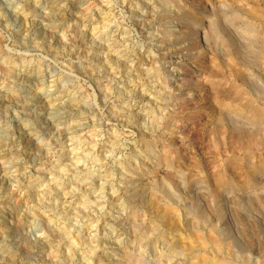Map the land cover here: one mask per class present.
<instances>
[{"label":"rangeland","instance_id":"obj_1","mask_svg":"<svg viewBox=\"0 0 264 264\" xmlns=\"http://www.w3.org/2000/svg\"><path fill=\"white\" fill-rule=\"evenodd\" d=\"M0 10V264H264V0Z\"/></svg>","mask_w":264,"mask_h":264},{"label":"bare ground","instance_id":"obj_2","mask_svg":"<svg viewBox=\"0 0 264 264\" xmlns=\"http://www.w3.org/2000/svg\"><path fill=\"white\" fill-rule=\"evenodd\" d=\"M160 1H161V0H160ZM145 2H146V1H145ZM157 2H158V1H157ZM157 2H156V3L154 2L156 7H157V5H158V3H159V2H158V3H157ZM162 2H163V1H162ZM162 2H161V4L158 5V7H163V6H161V5H162ZM171 2H172V1H171ZM163 4H164V3H163ZM167 4H168V3H167ZM151 5H152V4H151ZM164 6H167V5L164 4ZM186 6H187V5H186ZM152 7H153V6H152ZM149 9H150V8H149ZM152 9H153V8H152ZM175 9H176V8H175ZM153 10H154V9H153ZM157 10H158V9H157ZM162 10H163V9H162ZM176 10H177V9H176ZM0 11H1V10H0ZM187 11H188V10H187ZM139 12H140V11H139ZM2 13H4V12H0V15H2ZM170 13H172V12H170ZM170 13H169V14H170ZM147 14H148V17H150L151 19H155V20H156L157 18L159 19V17H161V16L163 15V13H161L160 11L158 12V11H155V10H154V11L149 10ZM187 14H190V13H187ZM191 14H192V13H191ZM213 14H214V13H213ZM3 15H4V14H3ZM210 15H212V14H210ZM176 16H177V15H176ZM166 17H167V16H166ZM210 17H211V16H210ZM143 18H144V17H143ZM219 18H220V16H219ZM219 18H218V19H219ZM107 19H108V18H107ZM107 19H106V20H107ZM166 19H167V18H166ZM170 19H171V18H170ZM176 19H178V18H176ZM211 19H212V20H211ZM211 19H209V20L212 21V25H210V24L208 23V24H209V29H210V32H209V33H210V35H209L210 37H209V38H212V40L214 39V41H215V40L218 41V38H219V37H218V26H219V24H220V23H219L220 21H218L217 17H213V18H211ZM145 20H146V19H145ZM159 20H160V19H159ZM108 21H109V20H108ZM158 22H159V21H158ZM159 23H160V22H159ZM183 23H184V22H183ZM106 24H107V23H106ZM108 24H109V23H108ZM101 26H102V25H101ZM101 26H100V27H101ZM207 27H208V26H207ZM220 27H222V26L220 25ZM196 28H197V27H196ZM70 30H71V29H70ZM93 30H94V28H93ZM116 30H117V29H116ZM116 30L113 31L112 33L117 32ZM147 30H148V29H147ZM245 30H246V29H245ZM67 31H68V30H67ZM73 31H74V29H73ZM97 31H98V30H97ZM246 31H247V30H246ZM248 31H249V30H248ZM101 32H102V31H101ZM249 32H250V31H249ZM95 33H96V32H95ZM107 33H108V32H107ZM205 33H207V32H205ZM246 33H247V32H246ZM251 33H252V32H251ZM69 34H70V33H69ZM77 34H78V33H77ZM96 34H97V33H96ZM248 34H249V33H248ZM248 34H247V36H251V35H248ZM252 35H253V34H252ZM70 36H71V35H70ZM74 36H75V35H74ZM74 36H73V37H74ZM95 36H96V35H95ZM104 36H105V35H104ZM112 36H113V35H111L110 37H112ZM259 36H260V35H259ZM117 37H118V36H117ZM244 38H245V37H244ZM259 38H260V37H259ZM97 39H98V38H97ZM101 39H102V38H101ZM108 39H109V38H108ZM167 39H168V38H167ZM219 39H220V38H219ZM75 40H76V39H75ZM98 40H99V39H98ZM224 40H225V39H223V41H224ZM248 40H250V39H248ZM263 40H264V39H263ZM263 40H261V41H263ZM106 41H107V40H106ZM115 41H117L116 38H115ZM161 41H162V40H161ZM166 41H167V40H166ZM252 41H253V40H252ZM78 42H79V41H78ZM109 42H111V41H109ZM119 42H120V41H119ZM220 42H221V41H220ZM234 42H236V41H234ZM76 43H77V42H76ZM164 43H165V42H164ZM217 43H218V42H217ZM223 43H225V42H223ZM246 43H247V42H246ZM259 43H260V42H259ZM262 43H263V42H262ZM49 44H50V43H49ZM108 44H109V43H108ZM221 44H222V42H221ZM250 44H251V43H250ZM250 44H248V45H250ZM253 44H254V43H253ZM46 45H47V44H46ZM99 45H100V44H99ZM111 45L116 46V42H114V40H113V41L110 43V46H111ZM256 45H257V44H256ZM260 45H261V44H260ZM41 46H42V45H41ZM69 46H70V45H69ZM104 46H105V45H104ZM250 46H252V45H250ZM258 46H259V45H258ZM42 47H43V46H42ZM101 47H102V45H101ZM240 47H241V46H240ZM240 47H239V48H240ZM248 47H249V46H248ZM254 47H255V46H254ZM112 48H113V47H112ZM245 48H247V47H245ZM249 48H250V47H249ZM242 49H243V48H242ZM100 50H101V49H100ZM256 50H257V49H256ZM122 51H123V50H122ZM249 51H252V50H249ZM249 51H248V52H249ZM252 52H253V51H252ZM254 52H255V54H256L258 51L256 52V51L254 50ZM258 53H259V52H258ZM237 55H238V54H237ZM124 56H125V55H124ZM111 58H112V57H111ZM114 58H115V57H114ZM244 58H245V57H244ZM106 59H107V58H106ZM237 60H238V59H237ZM239 60H240V59H239ZM239 60H238V61H239ZM253 60H254V59H253ZM114 61H115V60H114ZM245 61H246V60H245ZM251 61H252V60H251ZM249 62H250V61H249ZM249 62H248V63H249ZM256 62H258V61H256ZM256 62H255V63H256ZM113 63H114V62H113ZM120 63H121V62H120ZM252 63H253V62H252ZM105 64H106V62H105ZM117 64H118V61H117ZM123 64H124V62H123ZM102 65H103V64H102ZM105 66H106V65H105ZM113 66H114V65H113ZM106 68H107V67H106ZM117 68H118V67H117ZM108 69H109V68H108ZM114 69H115V68H114ZM109 70H110V69H109ZM112 73H113V71H112ZM127 73H128V72H127ZM109 74H110V71H109L108 75H109ZM147 75H149V74H146V76H147ZM150 75H151V74H150ZM154 75H155V74H154ZM111 76H112V75H111ZM107 77H108V76H107ZM115 77H116V76H115ZM148 78H149V77H148ZM51 80H52V79H51ZM102 81H103V80H102ZM99 82H100V81H99ZM103 82H104V81H103ZM107 83H108V82H107ZM145 85H146V84H145ZM47 86H48V85H47ZM44 87H45V86H44ZM39 88H40V87H39ZM48 88H49V87H48ZM106 88H107V87H106ZM143 89H144V88H143ZM146 89H147V88H146ZM164 89H165V88H164ZM164 89H163V90H164ZM42 90H43V89H42ZM104 90H105V89H104ZM138 90H140V89H138ZM141 90H142V89H141ZM141 90H140V91H141ZM151 90H152V89H151ZM165 90H166V89H165ZM128 91H129V90H128ZM140 91H139V93H141ZM216 91H217V90H216ZM34 92H35V91H34ZM124 92H125V91H124ZM137 92H138V91H137ZM159 92H160V91H159ZM38 93H39V92H38ZM76 93H77V92H76ZM121 93H122V92H121ZM121 93H120V94H121ZM150 93H151V92H150ZM153 93H155V92H153ZM157 93H158V92H157ZM160 93H161V92H160ZM47 94H48V93H47ZM125 94H127V93H125ZM142 94H143V91H142L141 95H142ZM170 94H171V93H170ZM128 95H129V94H128ZM139 95H140V94H139ZM141 95H140V96H141ZM143 95H144V94H143ZM153 95H154V94H153ZM120 96H121V95H120ZM126 96H127V95H126ZM149 96H150V95H149ZM153 98H154V97H153ZM68 99H69V98H68ZM165 99H166V98H165ZM147 102H148V101H147ZM250 105H251V104H250ZM252 105L254 106V104H252ZM52 106H53V105H52ZM146 106H147V105H146ZM152 106H153V105H152ZM57 107H58V106H57ZM59 107H60V106H59ZM53 109H54V108H53ZM148 109L150 110L151 108H148ZM152 109H153V108H152ZM260 109H261V107H260ZM262 109H264V108L262 107ZM57 110H58V109H57ZM65 110H66V107H64V108H60V111H65ZM68 110H69V109H68ZM127 110H128V109H127ZM60 111H58V115H59V112H60ZM129 111H130V110H129ZM144 111H145V110H144ZM154 111H155V110H154ZM154 111H153V113L155 114L156 111H155V112H154ZM49 112H50V111H49ZM52 112H53V113H56V115H57L56 110H55V111H52ZM151 112H152V111H151ZM254 112H255V111H254ZM148 113H149V112H148ZM153 113H152V114H153ZM157 113H158V112H157ZM47 114H48V113H47ZM139 114H141V113H139ZM144 114H145V113H144ZM144 114H143V115H144ZM152 114H151V115H152ZM154 114H153V115H154ZM160 114H161V113H160ZM255 114H256V113H255ZM146 115H147V114H146ZM148 115H150V114H148ZM164 115H165V114H164ZM169 115H170V114H169ZM135 116H136V115H135ZM144 116H145V115H144ZM160 116H162V114H161ZM164 117H165V116H164ZM132 118H133V117H132ZM144 118H145V117H144ZM147 118H148V117H147ZM149 118H150V116H149ZM154 118H155V119H153V118L151 119V118H150V119L152 120V124L154 125V127H158V126H159V123L161 122V119H162V118L159 117V114L157 115V117L155 116ZM156 118H158V119H156ZM222 118H223V115H222ZM136 119H137V118H136ZM164 119H166V117H165ZM130 120H131V119H130ZM134 120H135V119H134ZM141 120H143V119H141ZM164 122H165V121H164ZM153 125H152V126H153ZM157 125H158V126H157ZM71 126H72V125H71ZM148 126H149V125H148ZM78 127H79V126H78ZM146 127H147V126H146ZM65 128H66V127H65ZM73 128H74V127H73ZM151 128H152V127H151ZM62 129H63V128H62ZM68 129H69V128H68ZM74 129H76V127H75ZM77 129H78V128H77ZM157 129H158V128H157ZM63 130H65V129H63ZM72 130H73V129H72ZM150 130H151V129H150ZM60 131H61V130H60ZM66 131H68V130L66 129ZM66 131H65V133H67ZM74 131H77V130H74ZM62 132H63V131H62ZM62 132H61V133H62ZM68 132L70 133V130H69ZM71 133H72V132H71ZM61 135H62V134H61ZM63 135H65V134L63 133ZM63 135H62V136H63ZM73 135H74V133H73ZM71 136H72V135H71ZM3 138H4V137H3ZM151 138H152V137H151ZM1 139H2V138H1ZM79 139H80V138H79ZM116 139H117V138H116ZM79 141H80V140H79ZM161 141H162V139H161ZM3 142H4V141H3ZM148 142H149V141H148ZM83 143H84V142H83ZM151 144H152V143H151ZM51 146H52V145H51ZM74 146H75V145H74ZM91 146H92V145H91ZM163 146H164V145H163ZM113 147H114V145H113ZM113 147H112V148H113ZM119 147H120V146H119ZM147 149H148V148H147ZM155 149H156V148H155ZM62 150H63V149H62ZM73 150H76V149H73ZM65 151H66V150H65ZM70 151H71V150H70ZM76 151H78V150H76ZM59 152H60V151H59ZM62 152H63V151H62ZM66 152H67V151H66ZM94 152H95V151H94ZM162 152H163V151H162ZM80 153H81V152H80ZM85 153H86V152H85ZM113 153H114V152H113ZM52 154H53V153H52ZM57 154H58V152H57ZM71 154H72V153H71ZM139 154H140V153H139ZM81 155H82V154H81ZM58 156H60V155H58ZM75 156L77 157L76 154H75ZM86 156H87V155H86ZM156 156H157V155H156ZM67 157H68V156H67ZM62 158H63V157H62ZM102 158H103V157H102ZM60 159H61V158H60ZM71 159H72V158H71ZM73 159H74V158H73ZM75 159H76V158H75ZM77 159H78V158H77ZM93 159H94V158H93ZM106 159H107V158H106ZM104 160H105V158H104ZM148 160H149V159H148ZM154 160H155V159H154ZM157 160H158V159H157ZM51 161H52V160H51ZM62 161H63V160H62ZM78 161H79V160H78ZM100 161H101V160H100ZM121 161H122V160H121ZM145 161H146V160H145ZM95 162H96V161H95ZM97 162H98V161H97ZM64 163H65V161H64ZM68 163H70V162H68ZM68 163H67V164H68ZM100 163H101V162H100ZM121 163H122V162H121ZM143 163H144V162H143ZM148 163H149V162H148ZM52 164H53V163H52ZM80 164H81V163H80ZM84 164H85V163H84ZM87 164H88V163H87ZM93 164H94V163H93ZM93 164H92V165H93ZM53 165H54V164H53ZM64 165H65V164H64ZM74 165H75V164H74ZM59 166H60V165H59ZM72 166H73V165H72ZM79 166H80V165H79ZM99 166H100V165H99ZM63 167H64V166H63ZM80 167H82V166H80ZM90 167H91V166H90ZM84 168H86V167H84ZM84 168H81V169H82L81 171H80V168H78L79 171H80V174H82V178H81L80 180H78L77 182L75 181L76 184H77V187H78V188H80V187H81V188H86L87 185H88L87 182L89 181V179H91V178H90L91 175L89 174V172L83 170ZM97 168H98V167H97ZM131 168H132V167H131ZM145 168H146V167H145ZM154 168H155V170H158V165L155 164V165H154ZM103 169H104V168H103ZM132 169H133V168H132ZM47 170H48V169H47ZM60 170H61V169H60ZM138 170H139V169H138ZM73 171H74V170H73ZM108 171H109V170H108ZM125 171H126V170H125ZM149 171H150V170H149ZM146 172H147V171H146ZM176 172H177V171H176ZM59 173H60V171H57V172H56L57 175H59ZM64 173H65V172H64ZM179 173H180V172H179ZM40 174H41V173H40ZM91 174H92V173H91ZM107 174H108V173H107ZM134 174H135V173H134ZM176 174H177V173H176ZM94 175H95V174H94ZM128 175H129V174H128ZM52 176H53V175H52ZM102 176H103V175H102ZM166 176H167V175H166ZM171 176H172V175H171ZM91 177H92V176H91ZM106 177H107V176H106ZM162 177H163V176H162ZM178 177H179V176H178ZM62 178H63V176H62ZM62 178H61V180H62ZM73 178H74V177H73ZM103 178H104V177H103ZM164 178H165V177H164ZM168 178H169V177H168ZM35 179H37V178H35ZM64 179H65V178H64ZM104 179H105V178H104ZM166 179H167V178H166ZM170 179H171V178H170ZM170 179H169V180H170ZM220 179H221V178H220ZM55 180H56V179H55ZM76 180H77V178H76ZM105 180H107V179H105ZM130 180H131V179H130ZM162 180H163V179H162ZM197 180H198V179H197ZM33 181H34V180H33ZM49 181H50V180H49ZM57 181H58V180H57ZM57 181H56V183H57ZM95 181H96V180H95ZM191 181H193V180H191ZM73 182H74V181H73ZM92 182H94L93 179H92ZM104 182H105V181H104ZM149 182H150V181H149ZM161 182H162V181H161ZM161 182H160V183H161ZM193 182H194V181H193ZM232 182H233V181H232ZM31 183H32V181H31ZM48 183H49V182H48ZM88 183H89V182H88ZM152 183H153V182H152ZM163 183H164V182H163ZM167 183H168V182H167ZM175 183H176V181H175ZM184 183H185V182H184ZM237 183H238V182H237ZM240 183H241V182H240ZM54 184H55V183H54ZM73 184H74V183H73ZM191 184H193V183H191ZM5 185H6V184H5ZM102 185H103V184H102ZM102 185H101V186H102ZM157 185H158V184H157ZM163 185H165V183H164ZM166 185H167V184H166ZM166 185H165V186H166ZM169 185H170V184H169ZM38 186H39V185H38ZM49 186H50V185H49ZM55 186H56V185H55ZM175 186H176V185H175ZM180 186H181V185H180ZM184 186H185V185H184ZM189 186H190V185H189ZM189 186H188V187H189ZM193 186H194V185H193ZM35 187H36V186H35ZM45 187H46V186H45ZM47 187H48V186H47ZM52 187H54V185H53ZM106 187H107V186H106ZM155 187H157V186H155ZM169 187H170V186H169ZM50 188H51V187H50ZM65 188H66V187H65ZM72 188H73V187H72ZM72 188H71V189H72ZM108 188H109V187H108ZM158 188H160V187H158ZM164 188H165V187H164ZM43 189H44V188H43ZM45 189H47V188H45ZM58 189H59V188H58ZM63 189H64V188H63ZM68 189H69V188H66L65 190H62V193H63V191H66V190H68ZM150 189H151V188H150ZM161 189H162V188H161ZM181 189H182V188H181ZM53 190H54V189H53ZM112 190H113V189H112ZM159 190H160V189H159ZM184 190H185V189H184ZM59 191H60V190H59ZM59 191H58V192H59ZM69 191H70V190H69ZM152 191H154V190H152ZM161 191H163V190H161ZM172 191H173V189H172ZM75 192H76V191H75ZM75 192H74V191H70L69 194L72 193V194H70V197H72L73 195L75 196ZM99 192H100V191H99ZM154 192H155V191H154ZM166 193H167V192H166ZM163 194H164V193H163ZM169 194H170V193H169ZM175 194H176V193H175ZM48 195H49V194H48ZM50 195H52V194H50ZM55 195H56V194H55ZM63 195H64V193H63ZM155 195L157 196V194H155ZM67 196H68V195H67ZM174 196H175V195H174ZM99 197H100V196H99ZM160 197H161V196H160ZM160 197H159V198H160ZM172 197H173V196H172ZM217 197H218V196H217ZM219 197H220V195H219ZM43 198H45V197L43 196ZM66 198H67V197H66ZM152 198H154V197H153V194H152ZM163 198H164V197H163ZM166 198H167V197H166ZM50 199H51V198H50ZM56 199H57V197H56ZM93 199H94V198H93ZM113 199H114V198H113ZM113 199H112V200H113ZM149 199H151V197H150ZM214 199H215V198H214ZM67 200H68V199H67ZM75 200H76V199H75ZM216 200H218V199H216ZM52 201H53V200H52ZM72 201H73V200H72ZM156 201H157V200H156ZM82 202H83V201H82ZM90 202H92V201H90ZM49 203H50L49 205H51V202H49ZM87 203H88V202H87ZM159 203H160V202H159ZM37 204H39V203L37 202ZM37 204H36V205H37ZM46 204H47V201H46ZM61 204H62V203H61ZM71 204H72V203H71ZM92 204H93V203H92ZM102 204H103V203H102ZM114 204H115V203H114ZM150 204H151V203H150ZM169 204H170V203H169ZM169 204H168V205H169ZM47 205H48V204H47ZM53 205H54V204H53ZM53 205H52V206H53ZM67 205H68V204H67ZM84 205H85V204H84ZM90 205H91V204H90ZM161 205H162V203H161ZM166 205H167V204H166ZM215 205H216V204H215ZM52 206H50V207H52ZM154 206H155V205H154ZM48 207H49V206H48ZM54 207H55V206H54ZM68 207H69V206H68ZM71 207H72V206H71ZM165 207H167V206H165ZM69 208H70V207H69ZM156 208H157V207H156ZM163 208H164V206H163ZM170 208H171V207H170ZM173 208H174V207H173ZM43 209H44V208H43ZM215 209H216V208H215ZM52 210H54V209H52ZM167 210H168V209H167ZM169 210H170V209H169ZM36 211H37V210H36ZM171 211H172V210H171ZM173 211H174V210H173ZM37 212H38V211H37ZM32 213H33V211H32ZM39 213H40V212H39ZM56 213H57V212H56ZM58 213H60V211H59ZM166 213H167V212H166ZM67 214H69V213H67ZM79 214H80V213H79ZM79 214H78V215H79ZM205 214H206V213H205ZM168 215H169V214H168ZM206 215H209V214L207 213ZM219 215H220V214H219ZM73 216H74V215H73ZM169 216H170V215H169ZM201 216H202V215H201ZM58 217H59V216H58ZM67 217H68V216H67ZM71 217H72V216H71ZM74 217H75V216H74ZM63 218H64V217H63ZM91 218H92V217H91ZM123 218H124V217H123ZM64 220H65V219H64ZM89 220H90V219H89ZM94 220H95V219H94ZM94 220H93V221H94ZM75 221H76V218H75ZM128 221H129V220H128ZM132 221H133V220H132ZM91 222H92V221H91ZM91 222H90V223H91ZM70 223H71V222H70ZM133 223H134V222H133ZM66 224H67V223H66ZM68 225H69V224H68ZM82 225H83V224H82ZM94 225H95V224H94ZM98 225H99V224H98ZM129 225H130V224H129ZM74 226H75V224H74ZM92 226H93V225H92ZM133 226H134V225H133ZM63 227H64V226H63ZM63 227H62V228H63ZM68 227H69V226H68ZM87 227H88V226H87ZM87 227H86V228H87ZM90 227H91V225H90ZM90 227H89V228H90ZM66 228H67V227H66ZM92 228H93V227H92ZM92 228H91V229H92ZM100 228H101V226H100ZM97 230H98V229H97ZM93 231L95 232L96 230H93ZM110 231H111V230H110ZM58 232H59V230H58ZM63 232H64V231H63ZM82 232H83V231H82ZM163 232H164V231H163ZM76 233H77V231H76ZM79 233H80V232H79ZM99 233H100V231H99ZM63 234H65V233H63ZM66 234H67V233H66ZM191 234H192V233H191ZM195 234H196V233H195ZM68 235H69V234H68ZM74 235H75V233H74ZM79 235H80V234H79ZM96 235H97V234H96ZM198 235H199V234H198ZM82 236H83V235H82ZM89 236H90V235H89ZM61 237H62V236H61ZM66 237H67V236H66ZM66 237H65V239H66ZM80 237H81V236H80ZM83 237H84V236H83ZM92 237H93V236H92ZM215 237H216V236H215ZM215 237H212V240L215 241V243H216L215 246H216V245L218 246V242H217V240H216ZM78 238H79V237H78ZM89 238H90V237H89ZM195 238H196V237H195ZM197 238L199 239L198 236H197ZM201 238H202V237H201ZM201 238H200V239H201ZM210 238H211V237H210ZM231 238H232V237H231ZM79 239H80V238H79ZM98 239H99V238H98ZM198 239H197V240H198ZM81 240H82L81 242H80L79 240H78V241H79L80 243H82V244H85V243H86V242L83 240V238H82ZM87 240H88V239H86V241H87ZM203 240H204V239H203ZM229 240H230V239H229ZM68 241H69V240H68ZM70 241H71V240H70ZM72 241H73V240H72ZM76 241H77V240H76ZM91 241H93V239H92ZM97 242H98V241H97ZM97 242H96V243H97ZM65 243H66V242H65ZM69 243H70V242H69ZM73 244H74V243H73ZM73 244H71V245H73ZM94 244H95V243H94ZM94 244H93V245H94ZM66 245H68V244H66ZM75 245H76V244H75ZM85 245H87V248H86V249L88 250V252H90V253H92V255H94V254H95V253H93V252L95 251V248H94V247H95L97 244H96L95 246H93L92 243L90 244V242H89V243H86ZM124 245H125V244H124ZM219 245H220V244H219ZM9 246H10V245H9ZM80 246H81V245H80ZM217 246H216V249H217ZM71 247H72V246H71ZM127 247H128V246H127ZM218 247H219V246H218ZM20 248H21V247H20ZM34 248H35V247H34ZM75 248H76V247H75ZM120 248H121V247H120ZM125 248H126V247H125ZM70 249H71V248H70ZM218 249H219V248H218ZM220 249H221V248H220ZM15 250H17V249H15ZM21 250H22V249H21ZM84 250H85V249H84ZM17 251H18V250H17ZM126 251H127V250H126ZM126 251H125V252H126ZM128 251H129V250H128ZM4 252H6L7 255H8L10 251H8V250H4ZM24 252H25V251H24ZM95 252H96V251H95ZM97 252H98V251H97ZM132 252H133V251H132ZM10 253H11V252H10ZM84 253H85V252H84ZM98 253H99V252H98ZM2 254H3V253H2ZM86 254H87V253H86ZM83 255H84V254H83ZM90 255H91V254H90ZM129 256H130V255H129ZM6 257H7V256H6ZM212 258H213V257H212ZM6 259H7V258H6ZM8 259H9V257H8ZM117 259H118V258H117ZM9 260H11V259H9ZM122 260H123V259H122ZM202 260H203V259H202ZM205 260H206V259H205ZM211 260H212V259H211ZM11 261H12V260H11ZM212 261H214V260H212ZM220 261H221V260H220ZM222 261H223V260H222ZM91 262H92V261H91ZM97 262H98V261H97ZM223 263H224V262H223ZM96 264H97V263H96ZM221 264H222V263H221ZM226 264H228V263H226ZM261 264H262V263H261Z\"/></svg>","mask_w":264,"mask_h":264}]
</instances>
